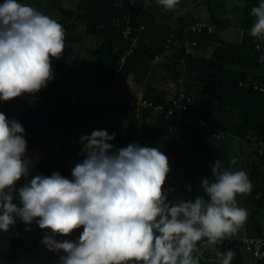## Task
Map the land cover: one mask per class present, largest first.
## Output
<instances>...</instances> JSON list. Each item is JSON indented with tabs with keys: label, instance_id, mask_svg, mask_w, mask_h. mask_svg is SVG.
<instances>
[{
	"label": "clouds",
	"instance_id": "obj_1",
	"mask_svg": "<svg viewBox=\"0 0 264 264\" xmlns=\"http://www.w3.org/2000/svg\"><path fill=\"white\" fill-rule=\"evenodd\" d=\"M171 11L179 0H156ZM249 35L264 64V0L251 9ZM65 30L55 19L19 0L0 4V101L35 96L54 79L53 59L62 58ZM25 129L0 112V231L17 219L44 230L41 243L58 264H200V246L217 264H232L233 250L217 245L235 236L248 210L236 197L249 193L247 172L217 159L213 179L200 180L203 195L170 200L165 189L169 158L158 147L129 144L116 148V133L93 130L80 138L84 158L71 179L58 171L30 178L38 158L27 152ZM231 165L236 164L233 158ZM26 182L17 188V183ZM19 200V205L14 200ZM83 229L75 240H58ZM63 253V254H60Z\"/></svg>",
	"mask_w": 264,
	"mask_h": 264
},
{
	"label": "trees",
	"instance_id": "obj_2",
	"mask_svg": "<svg viewBox=\"0 0 264 264\" xmlns=\"http://www.w3.org/2000/svg\"><path fill=\"white\" fill-rule=\"evenodd\" d=\"M237 2L229 8V2ZM262 0H200L198 3L205 7L208 21L214 26V32L203 33L193 37L197 47L193 55H185L184 50L175 45L170 51L168 60L172 63V71L177 77L181 68V60L187 71L188 87L195 90L189 102V112L193 117H202L218 123L227 135L246 140L264 139V97L250 89L237 86V82L246 79H264V75L248 76L247 69L259 70L264 64L259 62L260 52L254 50L253 38L249 35L255 18L251 9L259 6ZM145 0H78L74 9L57 7V16L64 30L74 29L77 25L85 28V35L95 39L97 48L90 52V60L97 66L94 80L102 90H108L116 79L114 70L119 68L118 78L132 76L138 83L146 79L152 72L151 60L164 51L166 39L172 32H184L185 28L198 20L192 11L186 10L176 18L177 27L169 26L171 17L163 13L153 12ZM119 19L120 23H114ZM128 22L134 27L142 25L140 42L134 53L123 65L119 66L120 54L128 48V44L121 38V25ZM231 26L243 29L244 35L240 42H227L218 35V31L229 29ZM75 42L76 38L72 37ZM81 38L79 39V41ZM264 49V43H262ZM199 51V53H196ZM54 79L41 89L35 96H22L7 102L0 101V106L15 112L30 111L31 100L46 98L61 101L68 99L72 83H84L87 76L75 68L65 73L64 62L60 59L52 60ZM71 75L72 81L66 83V74ZM144 96L154 103L167 104L165 92L146 84L142 89ZM127 125L120 148L134 144L130 140L136 139L141 146L158 147L161 151V139L170 138L171 145L180 153L169 154L171 179L167 177L165 189L169 199L178 198L177 188L188 187L190 199L203 195L200 180L208 177L213 179L210 165L217 159L224 167H228V157L224 152V145L216 147L213 137L197 128L189 126H174L171 130L166 121L150 111L143 113L141 120H137L128 107ZM190 159L207 163L205 168L190 163ZM168 174V175H169ZM256 175H253L255 178ZM26 181L22 179L17 188ZM168 188H171L169 190ZM257 191L253 194L256 195ZM258 200V199H257ZM16 199L14 200L15 203ZM257 206V205H255ZM219 251L231 249L235 256L232 264H243L240 249L230 246H218ZM202 262V261H201ZM207 262V261H203ZM264 264V261L257 262Z\"/></svg>",
	"mask_w": 264,
	"mask_h": 264
},
{
	"label": "crops",
	"instance_id": "obj_3",
	"mask_svg": "<svg viewBox=\"0 0 264 264\" xmlns=\"http://www.w3.org/2000/svg\"><path fill=\"white\" fill-rule=\"evenodd\" d=\"M78 0H19L20 3L23 4H29L32 7L36 8L38 11L44 13L45 15H48L50 17L57 16L56 14L52 13L53 8L56 9L57 7L62 8H69L74 9L77 5ZM4 0H0V4H2ZM53 7V8H52ZM178 17V16H177ZM176 17V18H177ZM176 18L173 21V25L169 22V26L172 28L177 27ZM198 19V18H195ZM171 20V19H170ZM75 26L74 29H65V50L63 52L62 60L65 65V73L70 70L71 68H75L76 70L80 71L81 73L85 74L88 79L93 78L95 80L97 75V66L93 64L90 60V52L97 48V41L87 35H85V28ZM78 32H74V31ZM238 33V28H236ZM72 37H75V42L72 41ZM81 40L79 41V39ZM241 37L238 34V39L236 42H240ZM170 53V54H169ZM168 54L171 55V52ZM195 53V52H194ZM196 53H199V51H196ZM167 54V55H168ZM82 57L84 60H86L85 64L87 65V70L92 71L91 75L87 73L83 69V64L81 61ZM168 56L164 57V60L161 64L153 65L154 68L151 73H149L145 80L138 83L134 80L132 76L128 78H116L110 88L107 90V92L112 93L113 96H115L118 101L114 100L113 107L119 109V111L125 110V126L127 125L128 117V109L126 107V100L128 97H131L135 95L140 89H143L146 84H149L150 86H153L155 88H158L166 93L167 99L169 100L175 93L178 91V85L176 83V76L173 74V67L171 66V61L168 60ZM160 61V60H159ZM261 70L264 71V65L262 66ZM251 69L245 70L246 73H248V76H254L256 74H250ZM91 77V78H90ZM83 84L84 83H77ZM95 85V82H94ZM100 89L99 87H95ZM190 98H192L194 95L189 88H186ZM72 95V94H71ZM36 99V101H35ZM31 100V104L35 110L31 112H27L24 116L29 120L28 122L33 124L35 122H40L42 125H45L47 119L50 120H58L60 119V116L55 115L53 116L49 110L51 107H54L55 104H51L49 102H43L44 99L42 98H35ZM121 100L122 102H119ZM95 103H99L98 97L94 99ZM3 107V106H2ZM5 108V107H3ZM6 109V108H5ZM8 110V109H7ZM122 113V112H121ZM14 114V113H13ZM56 122V121H54ZM30 124V125H31ZM124 133V132H123ZM233 137V136H232ZM236 138V137H234ZM238 139V138H236ZM252 139V136H251ZM245 141L248 144H252V146L255 148V141L254 143L250 140H241ZM164 150V149H163ZM165 151V150H164ZM256 151V152H255ZM254 156H248L247 159L249 162H247L248 165V176L250 181L253 179L255 180L257 176H259V183L257 186H252V189L249 193L238 195L236 197L238 206L246 208L248 210V218L246 223L239 229L238 233L235 236H243V235H251V236H260L264 235V196L257 198V195L264 194V161H261V155L262 153L259 152L255 148ZM259 152V153H257ZM168 156L169 154L176 153L177 155L180 153L179 149L174 148L170 144V148H167ZM258 154V157L255 155ZM261 153V154H260ZM165 154V153H164ZM167 156V154H166ZM258 158V159H256ZM260 158V160H259ZM236 164L231 165L228 162V167L231 168V170H240L242 166H240V160L236 159ZM192 164H195L196 166H199L201 168H205L207 163L201 160H192ZM48 165V164H47ZM71 170L72 167L67 165H61L57 164V166L51 167V165L44 167L42 165V162L38 166H36L31 172L30 176L34 177L38 174H43L50 176L54 171L60 172V174L66 178L71 179ZM253 175H256L255 178H253ZM31 178V177H30ZM255 185V184H254ZM182 190L180 191V196H178L177 199H190L187 192H189L188 187H182ZM256 195L253 194L254 191H257ZM186 197V198H185ZM258 199V200H257ZM15 203L19 205V200L16 199ZM257 205V206H255ZM83 229L76 230L71 236L63 237L58 236L56 239L58 240H75L79 233ZM45 234L44 230L39 229V227L33 223L31 225V230L26 231V226L23 222H21L19 219H17V223L15 226H13L8 232L0 231V264H58V255L56 253L50 252L42 243V237ZM242 250H240L241 252ZM203 253L205 256L209 259H212L213 261L210 262H201L200 264H217V259L214 255V253L208 249H203ZM63 254V253H60ZM242 263L243 262V256L242 253ZM258 264V263H257Z\"/></svg>",
	"mask_w": 264,
	"mask_h": 264
},
{
	"label": "rangeland",
	"instance_id": "obj_4",
	"mask_svg": "<svg viewBox=\"0 0 264 264\" xmlns=\"http://www.w3.org/2000/svg\"><path fill=\"white\" fill-rule=\"evenodd\" d=\"M199 1L200 0H179L174 10L168 11L163 9V7L156 2V0H145L146 4L152 9L151 11H156L160 14L163 13L166 16L169 15L171 17L170 23L172 25V20H174L177 16L182 15L186 12V10L192 11L195 18L208 21L209 15L206 12L205 7L198 3ZM236 3L237 2L235 1L229 2V8L231 9V7ZM52 13L57 14L56 9L53 8ZM79 27H82V25H79L78 29ZM74 32L78 31L75 30ZM238 34L239 33H237L235 26L218 31V35L227 42H236ZM80 58L83 64V69L91 75L92 71L87 70V65L85 64L86 60L82 57ZM163 61H165L164 58H161L160 61L157 62V65L161 64ZM154 65H156V63ZM250 74L264 75V71L261 69L252 70ZM95 87L93 78L89 79V82L87 84L84 83V85H78L77 83H72L70 85L68 96L71 94L74 95L79 101L78 105H73L67 98L61 101L42 98L44 99L43 102L55 104L54 107L50 108L49 112L53 116H60V119L58 120L47 119V121L43 123L45 125H42L40 122H35L34 125L29 123V120L24 116L27 114V111L15 112L11 109H5L0 106V112H3L9 120H17L25 129L24 139L27 141V152L33 159L38 158L36 166L42 162L44 167L49 165L53 167L54 165L57 166V164H61L73 168L76 163L82 162L84 158L79 154L82 148L79 142L81 136L91 135L93 130H107L110 135L112 133H116L115 139L113 141H109V143L114 144L116 148H120V142L124 137L123 132L126 111L123 110L121 113L119 109L113 107L114 100L118 101V99L113 96L112 93L110 94L107 90ZM187 88H189V91L191 89L193 95L195 94V90L193 88H190V86ZM97 97L99 99L98 104L94 101ZM119 102L122 101L119 100ZM33 110H35V108L31 105V110H28V113ZM254 139L255 138L253 137L252 139L251 137H248V140L253 143L255 141ZM170 144V138L161 139V148L165 150H163V152L165 155L167 154V156L168 153L166 152L167 148H170ZM254 151L255 148L252 144H248L245 141L242 142L230 135L226 136L224 141V152L227 154L228 162H230L233 158L239 159V164L242 166L240 170L245 172L248 171L247 162H249V160L247 157H253ZM255 155L258 157V154L255 153ZM260 158L261 161H264V154H262ZM189 161L191 163L192 159ZM259 176H257L255 180L253 179L251 181L252 186H257L259 183ZM168 178L171 179L170 174L168 175ZM181 188L182 187L177 188L178 195L182 190ZM187 193L189 195V192ZM241 253L244 264H257L248 252L242 250Z\"/></svg>",
	"mask_w": 264,
	"mask_h": 264
},
{
	"label": "built area",
	"instance_id": "obj_5",
	"mask_svg": "<svg viewBox=\"0 0 264 264\" xmlns=\"http://www.w3.org/2000/svg\"><path fill=\"white\" fill-rule=\"evenodd\" d=\"M58 22H61L60 19L55 18ZM114 23L119 24L120 20L115 19ZM120 36L128 44V48L120 54L119 66L121 67L126 59L131 56L135 49L137 48L144 27L142 25L134 28L128 20L121 25ZM214 26L205 21V20H196L193 23L189 24L184 32H172L164 44V51L161 54L156 55L151 63L154 65L157 63L163 56L168 54L173 47L178 46L184 50L185 55H193L195 48L197 47V41L193 38L197 35L206 33L211 34L214 32ZM238 33L240 37L244 35V30L239 29ZM254 50L257 51V41L253 38ZM261 48H263L261 44ZM181 68L176 77V83L178 85V91L175 93L167 102V104L154 103L153 101L147 99L144 96L143 90L140 89L135 95L128 97L126 102L128 107L131 109L137 120H141V117L144 112L150 111L153 114L162 117L166 123L169 125L168 129L171 130L174 126H189L192 128H197L204 130L209 133L216 142V147H222L226 139L227 133L224 131L216 122L207 120L202 117H193L189 112V102L191 100L186 88L188 87L189 81L186 80V68L184 65V59L181 60ZM119 68L114 70L115 77L118 78ZM72 81L71 75L66 74V83ZM84 83H88L89 79L86 78L83 80ZM95 86L98 87L97 83ZM237 86L243 89H250L264 97V79H246L240 80L237 82ZM68 100L73 105H78L79 101L74 95H69ZM132 143L136 144V139L130 140ZM255 148L264 154V139H258L255 141ZM171 190V188H168ZM264 194L257 195V198L263 197ZM218 246H230L233 249H240L248 252L251 257L256 262L264 261V235L260 236H233L230 239H225ZM203 245L200 246V257L201 261H213L205 256L203 253ZM217 261V260H216Z\"/></svg>",
	"mask_w": 264,
	"mask_h": 264
}]
</instances>
